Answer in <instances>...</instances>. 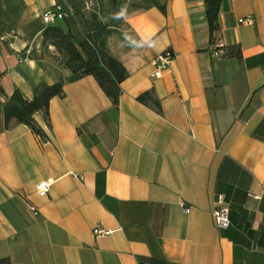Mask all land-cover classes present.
<instances>
[{"label": "crops", "instance_id": "crops-1", "mask_svg": "<svg viewBox=\"0 0 264 264\" xmlns=\"http://www.w3.org/2000/svg\"><path fill=\"white\" fill-rule=\"evenodd\" d=\"M125 1L127 18L102 33L128 75L117 107L93 77L70 81L55 49L35 43L55 0H13V17L0 15V260L264 264V0H222L215 44L204 0ZM246 17L253 23L239 25ZM125 32L152 35L157 46L133 50ZM234 47L240 60L224 55ZM166 50L174 59L154 79ZM56 83L62 93L49 103L48 124L34 115L45 140L16 120L4 128L14 89L32 100L34 86ZM144 93L159 110L137 101ZM220 199L226 229L212 220Z\"/></svg>", "mask_w": 264, "mask_h": 264}, {"label": "trees", "instance_id": "trees-1", "mask_svg": "<svg viewBox=\"0 0 264 264\" xmlns=\"http://www.w3.org/2000/svg\"><path fill=\"white\" fill-rule=\"evenodd\" d=\"M221 1L204 0L205 16L211 44H215L219 39L218 16ZM56 4L58 3L56 2ZM154 5L163 14L165 13V4ZM149 6L150 3H147L142 5L140 9H146ZM81 27L83 29H80ZM102 33L103 26L96 20L88 26L86 23L81 22V19L78 20L75 14L72 13L71 16L61 19L54 25L45 26L35 43L41 47L51 46L55 49L61 57L64 67L71 73L70 81H76L87 76L93 77L104 94L111 100L113 106L117 107L121 95L120 84L126 80L128 75L122 64L106 50ZM221 49L223 48H217L215 51ZM224 55L228 57L233 56L237 60L241 59V52L237 47H234L232 51L226 49ZM61 93V83L53 85L38 84L34 86L32 100H26L18 89H14L2 107L4 128L8 127L10 121L16 120L18 123L25 125L42 140H45L46 135L36 123L34 115L42 113L48 124L49 103ZM137 101L144 105H151L156 110L160 109L158 102L151 99L149 93L138 96ZM139 262L163 264L143 258H140ZM0 264L11 263L8 259H2L0 260Z\"/></svg>", "mask_w": 264, "mask_h": 264}, {"label": "built area", "instance_id": "built-area-1", "mask_svg": "<svg viewBox=\"0 0 264 264\" xmlns=\"http://www.w3.org/2000/svg\"><path fill=\"white\" fill-rule=\"evenodd\" d=\"M72 15V11L69 9H65L62 5L56 4L53 8L45 11L42 14V21L45 26L48 25H54L58 21H60L63 18H66L68 16ZM253 23L252 17H246L241 18L238 20L239 25H251ZM30 54V51L27 50L25 52V55L28 56ZM215 55L222 54V51H215ZM174 59V54L170 50H166L159 54L156 59L153 62L154 70L152 73V78L154 79H160L162 78L163 74L167 70L168 66ZM49 188L48 183H41L37 187V191L39 194H44L47 192ZM184 208V207H183ZM33 210V208H30ZM186 213L189 212V209L184 210ZM212 220L214 225L219 229H226L230 225L229 221V210L226 206L223 205V202L220 200L217 201L216 206L214 210L212 211ZM109 232L99 229L93 230V235L95 237H101L107 235ZM140 264H148V263H140Z\"/></svg>", "mask_w": 264, "mask_h": 264}, {"label": "rangeland", "instance_id": "rangeland-1", "mask_svg": "<svg viewBox=\"0 0 264 264\" xmlns=\"http://www.w3.org/2000/svg\"><path fill=\"white\" fill-rule=\"evenodd\" d=\"M43 2V5L49 6L51 0H40ZM58 4L62 5L65 9H70L72 13L75 14L77 19H81V22L86 23L88 26L96 20L100 23L103 28L104 24L100 20V17H107L110 13L114 12L117 6L126 4L125 0H55ZM147 3H143L145 5ZM138 5L130 4L129 8H136ZM18 5L14 6L13 0H0V9H9L8 13L0 14L2 18H12L13 13L10 9H17ZM133 10V9H131ZM42 21V17H41ZM43 24V21H42ZM44 25V24H43ZM45 26V25H44ZM80 29H83L82 27ZM3 30V27H0V31Z\"/></svg>", "mask_w": 264, "mask_h": 264}, {"label": "clouds", "instance_id": "clouds-1", "mask_svg": "<svg viewBox=\"0 0 264 264\" xmlns=\"http://www.w3.org/2000/svg\"><path fill=\"white\" fill-rule=\"evenodd\" d=\"M128 16V6L127 4H122L119 9L110 13L107 17H100L102 23H107L109 20H123ZM154 35V34H153ZM124 44L133 48V50L143 49V48H155L157 46V41L153 39L152 35H141L139 39H135L127 32L124 33ZM123 46V45H122Z\"/></svg>", "mask_w": 264, "mask_h": 264}]
</instances>
